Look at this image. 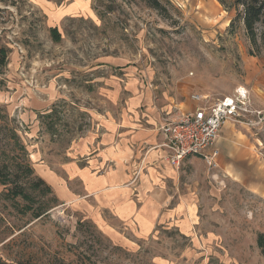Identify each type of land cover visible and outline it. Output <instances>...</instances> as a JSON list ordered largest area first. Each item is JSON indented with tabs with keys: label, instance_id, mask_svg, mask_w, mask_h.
<instances>
[{
	"label": "rangeland",
	"instance_id": "rangeland-1",
	"mask_svg": "<svg viewBox=\"0 0 264 264\" xmlns=\"http://www.w3.org/2000/svg\"><path fill=\"white\" fill-rule=\"evenodd\" d=\"M160 1L0 0V163L15 159V181L52 189L13 200L0 184V264H264V37L251 43L236 0ZM180 88L212 99L245 90L257 156L237 180L186 159L153 213L157 198L125 195L113 176L127 150L119 131ZM128 199L135 217L117 212ZM140 204L151 229L136 224Z\"/></svg>",
	"mask_w": 264,
	"mask_h": 264
},
{
	"label": "crops",
	"instance_id": "crops-1",
	"mask_svg": "<svg viewBox=\"0 0 264 264\" xmlns=\"http://www.w3.org/2000/svg\"><path fill=\"white\" fill-rule=\"evenodd\" d=\"M241 91L245 93V90ZM194 94L203 95L195 92L194 89L180 88L176 93V98L164 111L150 107L149 111L143 115L136 113L135 120L130 121L127 127H121L119 131L123 135L121 144L127 150L120 153V168L116 171L120 175L114 173L113 176L130 184L124 186L127 188V190L123 189L125 195L130 191L129 188L137 187L141 197L146 195L151 199L157 198L158 200L148 204L153 213H156L167 203V199L170 197L169 185L174 184L178 177L176 168L168 161L170 151L164 146L165 137L160 129L167 122L176 121L183 114L205 104L193 101L191 96ZM203 96L208 99L209 105L222 100L220 98L212 99L206 94ZM226 97L229 96H224V98ZM217 147L220 150L218 162L221 170L227 174L228 178L234 180H237L236 175L233 174L235 171L237 173L236 169L248 167L257 156L254 149L256 146H254L245 124L227 123L220 132ZM197 158L202 161L200 156L189 157L186 161L193 165L200 164ZM111 178L114 177L111 175ZM112 189L113 187L110 186L105 191L112 194ZM122 196L124 195H120L118 198H123ZM129 201L130 199L126 201L127 203H120L116 207L117 212L119 214L129 212L135 217L133 213H138V206ZM140 205H143V215L137 216L136 224L140 225L142 229H151L155 218L153 220L146 218L144 212L146 205Z\"/></svg>",
	"mask_w": 264,
	"mask_h": 264
},
{
	"label": "built area",
	"instance_id": "built-area-1",
	"mask_svg": "<svg viewBox=\"0 0 264 264\" xmlns=\"http://www.w3.org/2000/svg\"><path fill=\"white\" fill-rule=\"evenodd\" d=\"M191 99L205 104L160 129L165 137L164 146L170 151L168 161L173 167H180L187 158L200 156L209 170L217 169L220 132L229 122L245 124L244 119L252 114L250 100L240 89L236 97H226L211 105L200 94L192 95Z\"/></svg>",
	"mask_w": 264,
	"mask_h": 264
},
{
	"label": "trees",
	"instance_id": "trees-1",
	"mask_svg": "<svg viewBox=\"0 0 264 264\" xmlns=\"http://www.w3.org/2000/svg\"><path fill=\"white\" fill-rule=\"evenodd\" d=\"M150 7L161 10V1L160 0H144ZM221 3L222 1L219 0ZM223 4V3H222ZM235 5L237 7L241 6L243 8L242 13V22L246 29L247 35L253 45H257L259 37H264V0H236ZM241 16V14H240ZM239 18V15L231 21L229 29L233 31L235 28V24ZM258 26L262 28L261 36L258 33ZM51 32L57 38L56 30L51 29ZM58 40V39H57ZM8 64V49L5 47L0 48V71L6 67ZM2 115L0 113V120L2 119ZM18 133L17 129L13 128L11 130V138L10 142H14L15 146L18 144ZM22 150L25 152V147H22ZM6 163H0V184L4 186L10 187L8 190L7 196L11 199L15 200L17 198H22L25 201H32L33 197L28 190L41 191L44 190L46 194H52V189L47 183L41 178H34V169L29 165L28 162H25L26 168L25 173L27 175L28 180L25 183H19V181H15L16 177L22 172L21 164L12 159V161H5ZM44 189H41V188ZM33 217L40 218L46 210L41 209L40 211H33ZM259 246L264 249V236L261 235L258 239Z\"/></svg>",
	"mask_w": 264,
	"mask_h": 264
}]
</instances>
